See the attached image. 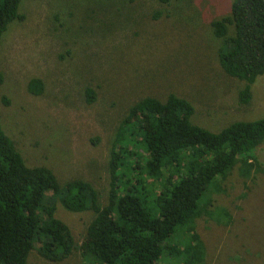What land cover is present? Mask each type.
<instances>
[{
	"label": "rangeland",
	"instance_id": "374dc122",
	"mask_svg": "<svg viewBox=\"0 0 264 264\" xmlns=\"http://www.w3.org/2000/svg\"><path fill=\"white\" fill-rule=\"evenodd\" d=\"M232 1L22 0L23 20L11 23L0 41L3 130L29 167L50 169L60 184L86 181L106 205L112 152L140 100L184 98L195 108L193 123L214 133L263 119L264 76L244 104L247 83L219 62L222 40L212 25L230 14ZM32 80L43 83L41 94L30 91ZM133 152L146 156L139 147ZM248 164L218 178L204 198L215 217L224 210L231 220L209 214L196 220L203 264H264V143ZM127 175L144 177L138 169ZM153 187L160 190L159 183ZM56 217L72 231L77 250L60 263L33 251L28 264H87L81 246L95 214L69 212L58 202Z\"/></svg>",
	"mask_w": 264,
	"mask_h": 264
},
{
	"label": "trees",
	"instance_id": "16d2710c",
	"mask_svg": "<svg viewBox=\"0 0 264 264\" xmlns=\"http://www.w3.org/2000/svg\"><path fill=\"white\" fill-rule=\"evenodd\" d=\"M21 2L0 0V41L11 23L23 20ZM212 26L222 40L221 67L247 83L240 97L248 104L251 86L264 76V0H233L230 14ZM30 91L41 94L43 83L32 80ZM87 95L93 102L94 92ZM194 115V106L174 94L144 98L130 109L112 152L106 205L86 181L60 184L50 169L29 167L0 122V264H28L33 251L54 263L74 254V235L56 217L58 202L69 212L95 214L81 246L87 264H203L196 220L203 214L231 220L224 210L215 217L204 198L237 164L249 165L264 143V118L214 133L195 125ZM137 169L145 178L127 175Z\"/></svg>",
	"mask_w": 264,
	"mask_h": 264
}]
</instances>
